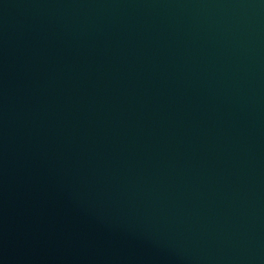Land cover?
Segmentation results:
<instances>
[{
    "label": "water",
    "instance_id": "95a60500",
    "mask_svg": "<svg viewBox=\"0 0 264 264\" xmlns=\"http://www.w3.org/2000/svg\"><path fill=\"white\" fill-rule=\"evenodd\" d=\"M0 264H264V0H0Z\"/></svg>",
    "mask_w": 264,
    "mask_h": 264
}]
</instances>
